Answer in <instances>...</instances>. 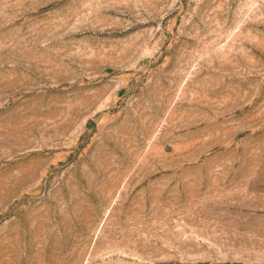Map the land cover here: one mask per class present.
<instances>
[{
	"label": "rangeland",
	"instance_id": "rangeland-1",
	"mask_svg": "<svg viewBox=\"0 0 264 264\" xmlns=\"http://www.w3.org/2000/svg\"><path fill=\"white\" fill-rule=\"evenodd\" d=\"M0 264H264V0H0Z\"/></svg>",
	"mask_w": 264,
	"mask_h": 264
}]
</instances>
